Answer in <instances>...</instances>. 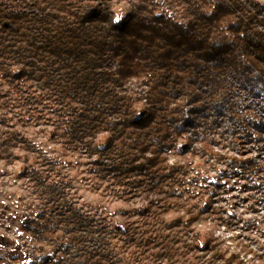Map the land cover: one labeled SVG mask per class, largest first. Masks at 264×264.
<instances>
[{
    "label": "trees",
    "instance_id": "1",
    "mask_svg": "<svg viewBox=\"0 0 264 264\" xmlns=\"http://www.w3.org/2000/svg\"><path fill=\"white\" fill-rule=\"evenodd\" d=\"M111 2L0 0V102L4 108L27 104L26 82L39 83L43 74L57 86L53 97L77 100L85 119L63 122L56 136L76 150L88 132L102 126L100 162L119 156L112 165L118 174L145 177L149 190L162 195L153 199L154 209L142 231L110 228L85 212L74 201L58 164L18 131L4 133L2 152L12 161L17 158L10 152L14 148L22 150L25 160L34 154L35 164L21 169L40 202L29 224L32 233L46 240L60 238L58 264H193L187 257L190 250L214 247L209 240L199 246L201 238L194 231L190 244L182 238L180 229L194 220L190 204L176 190L185 182L188 164L170 165L166 149L191 152L192 143L205 141L212 128L243 129L227 73L237 68L245 83L256 82L264 93V68L256 65L264 62V38L256 31L263 26L257 22L264 17V4L135 0L130 14L116 22ZM109 56L117 59L114 73L101 71ZM37 60L44 64L41 71L34 64ZM130 77L145 79L148 103L139 110L131 97L116 90L123 87L122 78ZM229 162L234 170L260 169L249 158ZM183 209L188 217L178 215ZM117 234L126 244L129 263L108 243L107 238Z\"/></svg>",
    "mask_w": 264,
    "mask_h": 264
},
{
    "label": "rangeland",
    "instance_id": "2",
    "mask_svg": "<svg viewBox=\"0 0 264 264\" xmlns=\"http://www.w3.org/2000/svg\"><path fill=\"white\" fill-rule=\"evenodd\" d=\"M110 1L114 20L119 22L130 14L135 0ZM256 1L264 4V0ZM258 20L257 25L263 26H257L256 31L264 38V17ZM35 63L41 71L42 61ZM256 65L264 68V62ZM116 68V56L102 61V72L114 73ZM227 76L230 96L238 102V114L244 121L243 129L232 132V128L225 126L224 129L212 128L205 141L192 143L194 151L179 154L173 148L166 149L165 157L170 165L174 162L188 164L185 182L176 190L182 193L184 203L187 200L190 204L194 220L188 228L180 229L182 238L190 244L191 231H194L201 238L199 246L209 240L214 247L209 251L190 250L187 256L190 262L264 264V93L256 82L245 83L237 68H230ZM121 82L123 87L116 90L131 97L137 110L144 108L148 103L144 95L145 79L130 77L122 78ZM26 88L30 96L27 104L15 103L4 108L0 102V121L5 120L0 122V141L6 137V131H18L46 159L58 164L71 184L74 201L85 212L103 220L110 228L141 232L155 206L153 199L162 195L149 190L145 177L118 174L112 165L119 156L100 162L98 148L103 145L105 136L102 126H98L96 132H88L81 148L74 150L62 144L56 136L58 128L70 119H85L86 111L73 98L53 97L52 89L57 86L44 74L39 83L26 82ZM224 125L228 127L230 123ZM2 151L0 144V264H58L60 238L54 235L46 240L32 233L29 224L40 202L21 169L35 164L34 154H27L25 160L22 150L14 148L10 152L17 158L12 161ZM235 158L253 159L260 169L257 172L234 170L229 161ZM144 209L148 212L143 213ZM183 210L185 212L180 210L178 215L188 217ZM167 215L169 218L170 212ZM107 239L123 262L129 263L122 236L117 234Z\"/></svg>",
    "mask_w": 264,
    "mask_h": 264
}]
</instances>
